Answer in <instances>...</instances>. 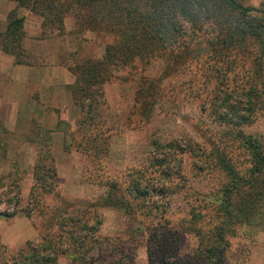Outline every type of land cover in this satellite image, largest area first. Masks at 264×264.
Wrapping results in <instances>:
<instances>
[{
  "label": "trees",
  "instance_id": "trees-1",
  "mask_svg": "<svg viewBox=\"0 0 264 264\" xmlns=\"http://www.w3.org/2000/svg\"><path fill=\"white\" fill-rule=\"evenodd\" d=\"M13 1L17 7L10 11L7 26L0 31V49L12 54L16 63H37L24 46L25 16L19 14L20 8L42 17V34L48 28L62 34L66 17L72 16L80 32L89 30L111 38L101 58L73 65L65 63L74 76L68 89L83 114L75 128L64 129V124L69 123L63 120L57 127L66 132L65 149L84 153L96 169L103 170V159L109 153V134L101 117L104 85L120 78L125 80L119 71L144 69L155 56H166L171 67H179L204 50L210 53L214 60L208 65L203 62L201 76L207 87L208 82L222 79L215 83L209 101L201 99V109L213 116L223 130L209 128L211 134L206 137L208 130L204 128L199 141L156 140L157 152L150 163L133 167L122 179L101 172L86 174V180L107 187L104 196L97 200H68L58 192L52 129H44L36 122L30 140L37 142L40 150L33 166L28 203L19 207L22 175L18 168L0 174V193H14L17 202L12 213L0 212V216L11 217L19 211L27 217L41 214L39 236L16 250L0 241V264H60L62 258L68 259L69 264H138L136 250L122 235L100 233V209L104 207L122 210L138 222V230L144 227L137 215L150 218V250L156 247L167 264H175L170 256L178 250L179 237L167 215L171 197L184 193L188 159L198 166L200 174L217 177V182L207 196L197 191L198 197H203H196L194 201L200 202L189 205L187 227L180 228L183 234L189 230L199 237L194 253L196 264H228L226 250L231 247L230 237L236 233V227L249 223L264 209V134L246 129L264 108V3L254 6L247 4L248 0ZM236 54L251 62L248 78L237 86L224 88L226 69L217 68L216 64ZM155 81H148L147 88L139 89L137 106L147 107V98L156 97ZM194 88L193 93L200 99L205 89L196 84ZM6 150L7 144L0 142L1 157ZM49 195L58 198L52 207L47 201ZM203 222H207L206 230ZM170 249L173 252L169 253Z\"/></svg>",
  "mask_w": 264,
  "mask_h": 264
},
{
  "label": "rangeland",
  "instance_id": "rangeland-1",
  "mask_svg": "<svg viewBox=\"0 0 264 264\" xmlns=\"http://www.w3.org/2000/svg\"><path fill=\"white\" fill-rule=\"evenodd\" d=\"M262 3L264 0L247 1V4L254 6H260ZM19 14L24 15L25 19L34 14L35 19L38 18L42 25V17L33 12L20 8ZM32 24L33 20L29 19L28 32L35 31ZM65 24L66 29L62 34H58L55 28H48L44 34L26 33L24 46L37 64L52 65L63 61L73 65L85 59L103 56L106 42L110 41V37L89 30L80 32L72 16L66 17ZM203 40L205 42L206 38ZM205 51L179 67H171L166 56H155L144 69L138 67L124 72L119 71L123 78L126 77L125 80L120 78L104 85L101 117L105 120L110 141L109 153L103 159V170L96 169L92 162H88L84 153L76 149L70 151L65 149L66 132L53 126H44V129H52V144L59 149L56 153L60 155L54 157L59 177V195L68 200H97L107 193V187L86 180V174L94 175L101 172L105 176L122 179L133 167L146 166L150 163L157 152L156 140L166 142L179 138L183 142L199 141L202 139L200 132L204 128L223 130L213 116L201 109V99L209 101L215 83L222 79L220 77L208 82L207 87V82L201 76L203 62L207 61L208 65L214 59ZM244 57L236 54L223 63L216 64L217 68L223 66L226 69L222 87H234L247 80L251 62ZM151 80H156L154 82L157 84L156 97L147 98L150 102L147 107L137 106L135 98L139 89L143 86L147 88L148 81ZM195 84L196 87L205 89L200 99L193 93L196 89ZM80 114L79 119L83 114L81 108ZM71 115L76 117L73 111ZM17 120L16 125H10V122L5 121L2 127L1 134L6 141L7 150L4 157H1L3 151L0 152V174L18 168L22 175L19 207H23L29 200L28 195L33 184V166L40 147L37 142L30 140L34 136L35 117L31 120L27 115ZM71 125L64 124V129L70 130ZM246 129L248 132L264 134V108L257 112L254 121L247 124ZM205 134L206 137L210 136L211 130L205 131ZM191 160L188 159L186 166L188 180L186 185L184 184V193L188 194L184 196L183 192H177L173 195L167 215L174 233L179 237L178 250L174 253L176 258L170 256L171 260L175 259V264H196L194 253L199 244V237L189 230L183 234L180 226L187 227L185 221L190 218L189 205L200 202L194 201L198 197L197 191L207 196L217 182V177L200 174L198 166L193 165ZM13 195L14 193L7 194L5 190L0 193V212H13L17 203ZM202 197L199 196L198 199ZM47 201L52 207L56 205L58 198L49 195ZM100 211L103 217L100 233L114 237L122 235L136 250L138 264H167L156 247L150 250L153 245L151 238L153 225L150 218L138 214L137 219L142 221L144 227V230H138V222L132 221L122 210L104 207ZM42 220L41 214L35 213L32 217H27L22 211L11 217L0 216V241L16 250L26 241L38 238ZM203 226L206 230L207 222H203ZM230 243L231 247L226 250L228 264H264V209L255 214L249 223L239 224L236 233L230 237ZM171 252L173 249H170L169 253ZM60 264H69V260L62 258Z\"/></svg>",
  "mask_w": 264,
  "mask_h": 264
},
{
  "label": "crops",
  "instance_id": "crops-1",
  "mask_svg": "<svg viewBox=\"0 0 264 264\" xmlns=\"http://www.w3.org/2000/svg\"><path fill=\"white\" fill-rule=\"evenodd\" d=\"M16 7L13 0H0V31L6 28L8 14ZM29 19L33 20L35 31L28 32ZM29 19H25L26 33L40 34L42 25L39 19H35L34 14H30ZM73 82L74 76L63 61L52 65L16 63L12 54L0 49V142H6L1 134L5 121L16 125L19 117L27 115L31 120L35 117V122L42 127L57 128L59 121L63 120L71 121L69 124L75 128L81 114L80 106L68 89ZM71 111L76 113L75 118ZM53 145L52 152L57 158L59 149Z\"/></svg>",
  "mask_w": 264,
  "mask_h": 264
}]
</instances>
